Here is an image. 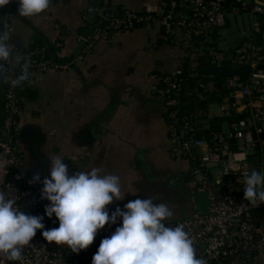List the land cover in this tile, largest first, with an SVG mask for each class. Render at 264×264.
Masks as SVG:
<instances>
[{
  "label": "built area",
  "instance_id": "2783aa9c",
  "mask_svg": "<svg viewBox=\"0 0 264 264\" xmlns=\"http://www.w3.org/2000/svg\"><path fill=\"white\" fill-rule=\"evenodd\" d=\"M56 0H51L49 8L33 18H44L59 34L54 41L56 49L62 46V37L69 34V29L60 22L51 19V11ZM250 3V13L264 16V2L260 0H159L156 4L143 3L139 11L111 4L110 0H101V13L86 34H76V41L82 49L79 58L91 51L93 46L111 33L131 30L138 26L159 25L163 32L160 39H167L175 27L181 30V53L176 64L169 72L158 69L153 73L156 84L152 89L164 100L167 108L166 119L169 127L168 136L171 148L190 163L187 181L192 187V212L189 216L167 221L166 226L184 224L185 230L194 241L196 254L211 264H264V222H256L253 215L264 204L253 205L244 199V172L255 170L251 164V155L260 158L258 173L264 172V137L262 120L264 118V68L258 63L262 57L264 29L259 22L252 25V34L258 35L260 43L251 39L244 40L231 49V58L237 65L250 67L246 80H240L236 74L225 78V87L230 92L217 94L218 116L225 119L227 132L219 127L209 132V137L197 135L201 126V114H183L180 111V89L183 81V64L203 54L208 36L216 29L227 24L226 13L238 14ZM12 7H19L18 0H10L4 7L0 21L1 31L9 33V47L12 57L0 74L3 85V116L0 125V191L16 199L18 207L30 215L42 216L44 230L58 228L59 221L53 214L45 213V206L50 202L41 199L42 180L31 183V175L25 171L24 152L21 148L20 121L21 101L17 91L27 83L35 81L36 76L50 69L67 68L71 62L60 63L46 43L27 48L16 47L11 41L14 30L10 22ZM188 8V14L181 13ZM248 12V11H246ZM87 19L86 12L82 15ZM228 52L217 47H210L208 56L201 62L207 68L223 66ZM26 68L29 80L16 87L11 81ZM195 68L191 64V69ZM213 73L203 87L209 96L216 90ZM233 113H246L236 119H229ZM207 117L208 110L203 113ZM234 147V149H233ZM69 167V175L74 173V162L63 160ZM219 169L214 176L208 165ZM256 171V170H255ZM207 192L208 206L200 212L194 200V194ZM109 214L113 212L107 206ZM119 224H106L98 231L90 254L97 253L101 241L110 237ZM43 230H37L35 237L23 249L21 262H8L0 256V264H80L83 253H72L67 246L48 243L42 236Z\"/></svg>",
  "mask_w": 264,
  "mask_h": 264
},
{
  "label": "crops",
  "instance_id": "0c3cea01",
  "mask_svg": "<svg viewBox=\"0 0 264 264\" xmlns=\"http://www.w3.org/2000/svg\"><path fill=\"white\" fill-rule=\"evenodd\" d=\"M110 1L139 11L143 3L156 4L159 0ZM101 9L100 0H56L51 19L69 29V34L62 37V46L56 49L54 41L59 34L46 19L25 18L19 15L18 7L11 8V41L16 47L27 48L39 41L47 44L57 62H71L67 68L37 75L35 81L17 91L22 105L19 141L24 152L23 168L41 176L49 174L51 159H71L74 173L96 167L101 174L120 177L121 195L125 197L110 204L113 211L117 207L123 210L131 200L156 195L157 203L166 202L174 212L168 221L185 218L192 212V187L187 181L190 163L172 150L167 108L152 89L156 84L153 73L157 69L169 72L176 64L181 53V30L175 27L168 41L159 38L163 32L159 25L113 32L80 59L82 46L75 35L88 33ZM2 11L0 7V16ZM84 12L86 20L82 18ZM179 14H188V8H182ZM246 15L249 24L252 22L250 27L259 22L258 14L248 11ZM220 30L211 33L207 45L219 46L223 38ZM250 30L238 41L219 48L231 58L233 46L250 37ZM198 98L207 101L205 110L210 109L211 102L217 104V99L209 100L208 94L199 93ZM2 101L0 81V119ZM208 114L202 117L201 125L216 120L226 133L227 126L220 122L218 110L213 115L208 110ZM261 125L264 133V118ZM251 164L258 171L259 155H251ZM208 167L218 176L216 166ZM116 224L122 225V218ZM81 252L80 264H92L89 247Z\"/></svg>",
  "mask_w": 264,
  "mask_h": 264
},
{
  "label": "clouds",
  "instance_id": "9594fccd",
  "mask_svg": "<svg viewBox=\"0 0 264 264\" xmlns=\"http://www.w3.org/2000/svg\"><path fill=\"white\" fill-rule=\"evenodd\" d=\"M10 0H0V7ZM51 0H18V13L25 18L38 16L50 6ZM9 33H0V74L12 57ZM29 80L26 70L11 81L16 87ZM49 175L42 180L41 199L47 217L53 214L59 221L58 228L45 229L42 216L22 211L14 198L0 191V256L8 262H21L23 249L35 237L37 230L48 243L67 246L79 254L93 244L98 231L106 224L122 226L104 238L92 264H207L196 254L194 241L184 224L166 226L174 212L166 202L157 203V196L137 198L117 207L109 214L108 205L123 200L120 177L101 174V169L79 171L69 175V167L62 158L50 160ZM244 199L253 204H264V172H244ZM40 174L31 183L40 182Z\"/></svg>",
  "mask_w": 264,
  "mask_h": 264
},
{
  "label": "trees",
  "instance_id": "16d2710c",
  "mask_svg": "<svg viewBox=\"0 0 264 264\" xmlns=\"http://www.w3.org/2000/svg\"><path fill=\"white\" fill-rule=\"evenodd\" d=\"M234 1V0H233ZM101 4V0H100ZM250 9V3L248 6L242 10V11H249ZM258 20L261 25V27L264 29V16L261 14H258ZM96 20V19H95ZM95 22V21H94ZM93 22V23H94ZM93 25V24H92ZM91 25V26H92ZM0 31H1V25H0ZM211 34L208 36L210 37ZM251 39L253 42L260 43V38L258 35L252 34L250 37H244L240 42L244 40ZM168 41V38L166 39ZM42 42H36L33 45H40ZM31 45V46H33ZM210 47H217L216 43H212L210 45H207V41H205L204 48H203V54L201 56L194 57L193 60L189 61V56L187 57L186 61L183 64V81L180 89V111L183 114H194L195 112H198L201 114V117H204L205 113V106L207 104V101L200 100L198 98V94L204 90L203 83L208 79V72H204L205 67L202 66L201 62L208 56V51ZM219 48V47H217ZM220 49V48H219ZM262 57L259 60V67L264 68V43H262ZM194 64L195 68L191 69V64ZM224 70H222L220 73H213V81L215 82L216 90L212 93L209 100H215L217 97V94H221L223 92H230L229 89L225 87V78L229 74H236L239 76L240 80H246V78L249 75L250 67L245 65H237L234 63L232 58H228V56L223 61ZM207 94V92H206ZM246 113H233L229 119H236L240 116H245ZM217 124H211V125H201L197 129V135L208 138L209 132L212 129L217 128ZM261 136L264 137V133L261 134ZM256 222L263 221L264 222V207L260 209H256L253 213Z\"/></svg>",
  "mask_w": 264,
  "mask_h": 264
},
{
  "label": "rangeland",
  "instance_id": "374dc122",
  "mask_svg": "<svg viewBox=\"0 0 264 264\" xmlns=\"http://www.w3.org/2000/svg\"><path fill=\"white\" fill-rule=\"evenodd\" d=\"M246 14H247L246 11L238 14H233L230 11H227L226 13L227 24L219 28L221 29L220 31L223 35V38L219 43L220 47L225 48L228 44L238 41L240 37H242L243 35H248L251 32L250 28L252 27H250L251 26L250 24L252 22H250L249 24V20ZM205 92H206L205 89L201 91L200 92L201 96H205L206 95ZM209 108L210 109L206 107V109H208L210 113L213 115L218 110V105L215 102H211ZM220 122H222L224 126H227L225 119L221 118Z\"/></svg>",
  "mask_w": 264,
  "mask_h": 264
},
{
  "label": "water",
  "instance_id": "95a60500",
  "mask_svg": "<svg viewBox=\"0 0 264 264\" xmlns=\"http://www.w3.org/2000/svg\"><path fill=\"white\" fill-rule=\"evenodd\" d=\"M222 70H224V65L220 66V67H211V68H207L204 70V72H208V73H220ZM2 116H3V101H2V109H1V119H0V125H1V121H2ZM216 123V120L211 121L209 123V125ZM234 149V147H233ZM194 200L198 206V209L200 212H205L206 208L209 204L208 202V195L207 192H198L196 194H194Z\"/></svg>",
  "mask_w": 264,
  "mask_h": 264
}]
</instances>
